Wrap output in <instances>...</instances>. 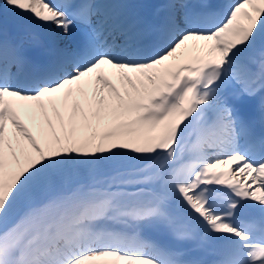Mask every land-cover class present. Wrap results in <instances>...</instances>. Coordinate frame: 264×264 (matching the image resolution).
I'll return each mask as SVG.
<instances>
[{
  "label": "snow or ice",
  "instance_id": "1",
  "mask_svg": "<svg viewBox=\"0 0 264 264\" xmlns=\"http://www.w3.org/2000/svg\"><path fill=\"white\" fill-rule=\"evenodd\" d=\"M101 7L0 0V264H264V0Z\"/></svg>",
  "mask_w": 264,
  "mask_h": 264
},
{
  "label": "rangeland",
  "instance_id": "2",
  "mask_svg": "<svg viewBox=\"0 0 264 264\" xmlns=\"http://www.w3.org/2000/svg\"><path fill=\"white\" fill-rule=\"evenodd\" d=\"M61 114L63 115V112H61ZM25 123L29 126L30 129H33L34 135H35L36 133H35V130L33 128V125L31 123H29L27 120H25ZM38 139H39V137H38Z\"/></svg>",
  "mask_w": 264,
  "mask_h": 264
},
{
  "label": "bare ground",
  "instance_id": "3",
  "mask_svg": "<svg viewBox=\"0 0 264 264\" xmlns=\"http://www.w3.org/2000/svg\"><path fill=\"white\" fill-rule=\"evenodd\" d=\"M104 72H105V75H108L109 78H111V70L110 69L105 68Z\"/></svg>",
  "mask_w": 264,
  "mask_h": 264
}]
</instances>
